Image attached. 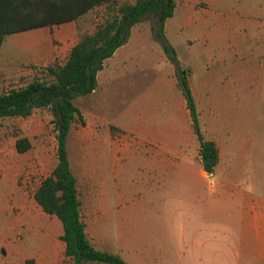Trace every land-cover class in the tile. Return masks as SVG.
<instances>
[{
  "label": "crops",
  "instance_id": "1",
  "mask_svg": "<svg viewBox=\"0 0 264 264\" xmlns=\"http://www.w3.org/2000/svg\"><path fill=\"white\" fill-rule=\"evenodd\" d=\"M100 7L70 19L78 8L72 0L64 4L56 0H0V72L22 70V64L42 60L48 66L55 59L51 40L77 36L81 24ZM25 50H32V59L20 57ZM102 71L97 73L91 94L96 92ZM228 116V122L215 124L214 136L209 139L218 151L213 175L203 169L197 138H191L185 100H176L165 123L126 128L95 116V122L87 125L90 137L81 156L87 189L85 207L80 208L86 237L94 249L118 256L122 264L200 262L206 247L202 220L208 210L219 217L221 242H230V264H264V197L236 181L239 170L229 158L243 145H239L241 137L233 116ZM109 128L129 133L115 135L105 144L100 138ZM69 161L71 165L70 157ZM218 170L224 178L217 175ZM207 175H211L212 184L208 190ZM130 180L141 187L132 191L127 186ZM3 227L0 264H72L61 240L62 224L55 216L37 209L23 210L16 218L0 222ZM24 231L26 239L21 235Z\"/></svg>",
  "mask_w": 264,
  "mask_h": 264
},
{
  "label": "rangeland",
  "instance_id": "2",
  "mask_svg": "<svg viewBox=\"0 0 264 264\" xmlns=\"http://www.w3.org/2000/svg\"><path fill=\"white\" fill-rule=\"evenodd\" d=\"M106 12L104 6L95 10L81 24L77 36L51 40L56 53H52L55 59L47 65L62 64L78 37L95 30ZM154 22L155 18L150 16L131 27L128 41L106 60L96 92L75 101L84 125L75 123L72 127L68 151L81 210L85 207L87 189L82 173L85 163L81 158L90 137L87 125L95 122V116L126 128L138 123H165L172 116L176 100H184L176 87L180 70L189 72V84L206 139L213 138L216 123L228 122L225 118L228 114L233 116L231 119L241 137L239 145H243L231 152L233 156L229 158L239 170L236 181L264 197V0H176L173 16L164 23L165 39L175 51V61L168 59L155 40L151 31ZM31 52L25 50L20 57L32 59ZM44 62L22 64L19 66L22 70L0 72V93L39 77L46 66ZM108 130L100 138L105 144L115 135L129 133L117 128ZM190 131L191 138H196L192 127ZM23 137L30 142V149L18 153L15 143ZM225 156L228 158V152ZM56 163L55 132L47 110H35L28 118L0 119V222L16 218L23 210H42L33 194ZM217 175L225 177L219 170ZM206 180L208 190L212 186L211 175ZM127 186L132 191L141 187L138 181L131 180ZM202 223L205 224V258L189 264H230L227 251L230 242H221L219 217L206 210ZM2 234L4 227L0 228ZM21 235L26 239L25 231ZM3 242L0 237V246Z\"/></svg>",
  "mask_w": 264,
  "mask_h": 264
},
{
  "label": "trees",
  "instance_id": "3",
  "mask_svg": "<svg viewBox=\"0 0 264 264\" xmlns=\"http://www.w3.org/2000/svg\"><path fill=\"white\" fill-rule=\"evenodd\" d=\"M56 1L64 4L68 0ZM72 1L77 3L78 8L70 19L100 6L107 8V12L95 30L79 36L62 64L45 66L39 77L21 87L0 93V119L28 118L38 109L49 112L55 132L57 163L51 173L41 180L33 199L43 212L55 216L61 222V240L65 243V255L72 259V264H120L118 256L94 249L86 237L85 224L80 216L77 180L68 154L72 127L75 123L84 125L75 101L89 96L95 90L97 73L102 70L104 61L128 41L131 27L150 16L155 18L151 28L155 40L162 46L168 59L175 61V51L165 39L164 23L173 16L176 0ZM188 78L189 72L180 70L176 87L189 111L191 127L199 144L202 167L207 174H213L218 162V151L214 142L206 139L201 131ZM15 149L18 153H24L30 149V142L27 138H18Z\"/></svg>",
  "mask_w": 264,
  "mask_h": 264
},
{
  "label": "water",
  "instance_id": "4",
  "mask_svg": "<svg viewBox=\"0 0 264 264\" xmlns=\"http://www.w3.org/2000/svg\"><path fill=\"white\" fill-rule=\"evenodd\" d=\"M120 264H122V263L120 262Z\"/></svg>",
  "mask_w": 264,
  "mask_h": 264
},
{
  "label": "built area",
  "instance_id": "5",
  "mask_svg": "<svg viewBox=\"0 0 264 264\" xmlns=\"http://www.w3.org/2000/svg\"><path fill=\"white\" fill-rule=\"evenodd\" d=\"M119 139V138H118Z\"/></svg>",
  "mask_w": 264,
  "mask_h": 264
}]
</instances>
